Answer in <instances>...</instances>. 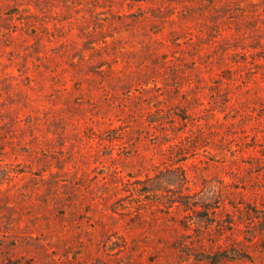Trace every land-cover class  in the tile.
<instances>
[{"label":"rangeland","instance_id":"374dc122","mask_svg":"<svg viewBox=\"0 0 264 264\" xmlns=\"http://www.w3.org/2000/svg\"><path fill=\"white\" fill-rule=\"evenodd\" d=\"M223 250L264 264V0H0V264Z\"/></svg>","mask_w":264,"mask_h":264},{"label":"trees","instance_id":"16d2710c","mask_svg":"<svg viewBox=\"0 0 264 264\" xmlns=\"http://www.w3.org/2000/svg\"><path fill=\"white\" fill-rule=\"evenodd\" d=\"M180 175H185L183 171H180ZM245 255L241 253H230L228 250L216 251L211 254L206 255L208 264H224L229 261L232 262L236 259H241Z\"/></svg>","mask_w":264,"mask_h":264}]
</instances>
